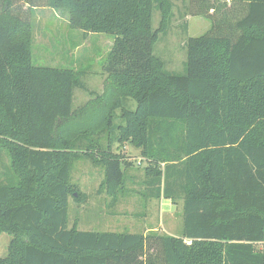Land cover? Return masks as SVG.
Here are the masks:
<instances>
[{
  "label": "trees",
  "instance_id": "obj_1",
  "mask_svg": "<svg viewBox=\"0 0 264 264\" xmlns=\"http://www.w3.org/2000/svg\"><path fill=\"white\" fill-rule=\"evenodd\" d=\"M13 2L0 0V151L11 157L0 235L12 236L0 264H264V0H190L211 28L187 39L182 73L154 52L170 0H48L72 29L114 36L103 91L75 109L82 74L35 65L33 24ZM115 143L146 160L145 198L183 201L180 236L68 226L75 159L103 167L106 196L130 191L135 175Z\"/></svg>",
  "mask_w": 264,
  "mask_h": 264
},
{
  "label": "rangeland",
  "instance_id": "obj_2",
  "mask_svg": "<svg viewBox=\"0 0 264 264\" xmlns=\"http://www.w3.org/2000/svg\"><path fill=\"white\" fill-rule=\"evenodd\" d=\"M172 17L166 33H161L154 52L166 61L168 70L182 73L187 59L186 41L189 37L200 36L211 28V21L202 15L192 16L190 0H170ZM13 9L26 21L33 24L31 52L37 66L73 68L82 74L86 89L77 86L74 90L73 109L81 106L91 97L90 91L101 93L106 74L103 65L110 53L114 36L105 33L84 34L69 25L70 14L67 10L53 8L48 0H14ZM194 10V9H193ZM238 10V9H237ZM237 12L236 15H242ZM162 18L160 9L153 11V28H158ZM124 104L135 105L126 98ZM114 116L120 113L115 109ZM90 126L102 128L97 124V117L89 113ZM117 120V119H116ZM182 127L176 126L175 134H182ZM105 142V138H103ZM179 141V139H178ZM114 150L129 162L127 172L135 175L133 182H127L130 190L118 199L106 196L99 191L104 178V169L86 158L73 161L71 180L76 187L75 196L69 197V223H77L79 230L98 232H141L157 230L159 233L180 236L183 232V201L172 202L164 197H144V167L142 159L134 146L115 143ZM11 157L6 150L0 151V180L9 174ZM12 236L0 235V257L8 253ZM257 249L264 250V242L258 243Z\"/></svg>",
  "mask_w": 264,
  "mask_h": 264
},
{
  "label": "crops",
  "instance_id": "obj_3",
  "mask_svg": "<svg viewBox=\"0 0 264 264\" xmlns=\"http://www.w3.org/2000/svg\"><path fill=\"white\" fill-rule=\"evenodd\" d=\"M139 153H140V150L138 149ZM172 235V234H171Z\"/></svg>",
  "mask_w": 264,
  "mask_h": 264
}]
</instances>
